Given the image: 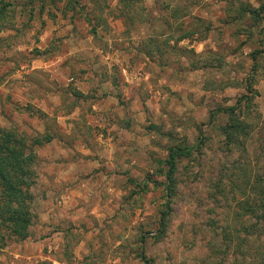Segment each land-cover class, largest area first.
Here are the masks:
<instances>
[{
	"label": "rangeland",
	"instance_id": "374dc122",
	"mask_svg": "<svg viewBox=\"0 0 264 264\" xmlns=\"http://www.w3.org/2000/svg\"><path fill=\"white\" fill-rule=\"evenodd\" d=\"M263 79L264 0H0V264H264Z\"/></svg>",
	"mask_w": 264,
	"mask_h": 264
},
{
	"label": "trees",
	"instance_id": "16d2710c",
	"mask_svg": "<svg viewBox=\"0 0 264 264\" xmlns=\"http://www.w3.org/2000/svg\"><path fill=\"white\" fill-rule=\"evenodd\" d=\"M3 6L5 7V4ZM182 36L183 35H181L179 37V39H183L184 37H182ZM244 89H245L246 93L252 92L248 83L245 85ZM252 93L255 94L254 92H252ZM247 99H249V97H247V95H243L240 97V99L236 100L234 106L223 109L224 113L227 116V123L221 129V131H222L224 139L229 144H235L237 142V138L240 135H243L245 132L246 125L243 123L242 119H239L235 115V110L237 109V106H238V104H240L241 100H243V101L245 100V104H246L248 102ZM46 140H48V137H46V139H44V141H46ZM189 149L190 148H187L185 145H183L182 147H172L171 149H168V154H167L168 161L166 163L169 166L168 168L170 171L172 169V168H170V166H172L174 158H178V157L186 155L187 152L189 151ZM13 163L15 165V162H13ZM165 180L168 182L167 186H169V184H171V172H168L165 175ZM5 190H8V192H11V190L8 186L5 187ZM240 208L246 209V211H243L244 215H248L249 212H251V218H254V226H252L251 228H253V230L255 231L256 234H258V236H261L262 232L264 230V215L260 219L261 214L257 215L258 212H260V211H258L259 210L258 208H257V211H255V209L253 210L252 208H250V210L247 211L248 205L246 202L243 203V207L241 204ZM162 216H163V214H162ZM246 230L247 229H244V236L247 234Z\"/></svg>",
	"mask_w": 264,
	"mask_h": 264
},
{
	"label": "crops",
	"instance_id": "0c3cea01",
	"mask_svg": "<svg viewBox=\"0 0 264 264\" xmlns=\"http://www.w3.org/2000/svg\"><path fill=\"white\" fill-rule=\"evenodd\" d=\"M258 92L261 94V93H264V79L262 81H260V84L259 86L256 87Z\"/></svg>",
	"mask_w": 264,
	"mask_h": 264
}]
</instances>
